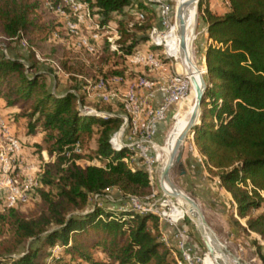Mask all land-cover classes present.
Wrapping results in <instances>:
<instances>
[{
	"label": "trees",
	"instance_id": "1",
	"mask_svg": "<svg viewBox=\"0 0 264 264\" xmlns=\"http://www.w3.org/2000/svg\"><path fill=\"white\" fill-rule=\"evenodd\" d=\"M49 1L56 5L60 0ZM86 1L99 23H116V48L85 51L94 56L89 61L78 52L72 63L61 61V69L74 85L57 92L52 63L43 64L32 53L27 61L0 50V115L11 125L13 120L24 122L27 137L40 133L41 141L34 142L37 150L55 157L45 165L31 198L39 200L37 211L24 214L18 205L5 208L1 200L0 264H41L38 254L56 242L63 248L61 254L86 264L172 262L171 248L160 238L156 215L99 206L98 200L109 189L124 197L149 194L147 170L136 165L131 170L122 152L111 150L109 139L120 126L119 114L102 118L80 111L84 94L79 92L87 85L85 77L96 81L109 72L121 81L129 78L125 69H109L118 63L112 57L125 64L136 49L143 48L157 12L147 9L143 0ZM227 2L221 14L204 0L199 4V23L205 31L206 88L202 120L193 141L205 158L207 172L229 193L237 215L246 217V227L235 224L264 241V211L250 212L264 201V0ZM124 7L144 12L145 24L124 27ZM44 8L45 0H0V36L23 39L29 45L53 37L59 31L44 21ZM17 140L21 150L28 149ZM89 142L93 143L91 158L103 165H81L75 159L67 162V151L75 144L86 149ZM254 244L264 263L260 245ZM93 250L102 257H95Z\"/></svg>",
	"mask_w": 264,
	"mask_h": 264
},
{
	"label": "rangeland",
	"instance_id": "2",
	"mask_svg": "<svg viewBox=\"0 0 264 264\" xmlns=\"http://www.w3.org/2000/svg\"><path fill=\"white\" fill-rule=\"evenodd\" d=\"M169 5V13L166 22L160 25L158 15L152 18V24H155L163 35L172 22L175 0H166ZM207 2L209 8L215 10V4L224 5V0H204ZM124 27H132L133 25H144L143 18L137 20L135 14L137 10H131L129 7H124ZM149 11H145V14ZM200 11L198 8L197 19L195 23V34L193 40V52H194V62L196 64L197 70L202 78L206 74L205 66V31L202 25L198 22ZM42 17L44 21L53 23L56 26V30L59 31L56 37H50L45 41H38L33 45H29L23 39H5L0 36V50L4 54H8L15 57H22L31 61L29 54H33V59L35 54L39 56L41 61L44 63H52L54 66V75L58 83L57 92L63 91L68 86L74 85V82L68 79V73L61 69V61H66L67 64L72 63V58L78 52L83 59L90 60L94 56L90 53H85V51L79 49L75 44V40L71 37L65 29L63 28L64 17L58 14L52 8L46 7L42 11ZM114 19H118L119 16H113ZM117 31V25L113 21L108 23ZM152 27V26H151ZM151 27L145 33L148 40V34ZM109 33L111 31L108 30ZM79 33L85 35L86 31L83 27L79 28ZM110 33V34H111ZM144 33V32H142ZM108 34V33H107ZM161 42V41H160ZM116 46V42H115ZM108 48L106 40L101 37V39L96 43L97 53L102 52L104 49ZM160 53L159 60L161 63L156 66H149L145 62L132 63L129 58H126L125 64H123L122 59L117 57H112V60H116L118 63L115 66H109V69H125L129 73V78L127 80L121 81L118 77L112 76L109 72L107 76L103 79V89H89L88 92L85 91V87L89 84L94 83V79H89L85 77L87 85L82 86V91L79 93L84 94L83 105L91 110L93 113H117L119 116L123 113V108L121 104V93L125 92L139 77L146 79H174L176 85L182 91L180 99H178V104L171 108V111L167 113L165 120L160 124L159 133L157 141L162 146L164 144L165 138L168 131L174 121L176 114L182 113L186 109L187 101L184 100L185 91L181 88L182 80L177 74L180 73L185 79L184 72L177 69L175 59L169 57L165 51L163 44L159 47ZM119 53V52H118ZM204 58V62H203ZM38 61V60H37ZM41 62V63H42ZM127 63V64H126ZM47 66V64H45ZM125 65V67L123 66ZM58 67V68H57ZM124 67V68H123ZM105 69V68H104ZM177 71V72H176ZM48 82H51V78H47ZM80 79V78H78ZM206 81V80H205ZM81 83V82H80ZM186 85V84H185ZM187 94L189 95V88H186ZM106 92L109 95L115 93L118 97L115 99H109L103 101L100 99V93ZM183 102L182 107L178 109L179 104ZM1 105V104H0ZM0 110L1 106H0ZM177 110V111H176ZM175 113L174 116H172ZM5 121V120H4ZM14 124L6 123L8 131L15 138H18L22 145H27L20 152V162L23 170H27V166L34 165L35 168L41 169L43 172L45 165L54 161V156L48 155L44 150L38 151L34 142L29 146L26 138V127L25 123L21 120H13ZM122 123V120H121ZM120 123V125H121ZM10 126V128L8 127ZM36 141H41V134L35 135ZM32 141V140H30ZM93 143L89 142V146L86 149H79L77 152L72 153L78 155L77 157H72L71 152L66 153L67 162L75 159L76 163L81 165L93 164L92 148ZM31 148L37 150L34 154ZM34 150V151H35ZM44 151V159L41 152ZM156 150L153 151V160L155 159ZM160 152L157 155V159L151 163L150 179L147 171L148 183H149V194L147 195H130L127 197L121 196L117 191L109 189L102 198L98 200L99 206L105 207L113 211H135L138 214L142 213H152L156 215L159 222L160 238L164 244L168 245L172 251V262L171 264H185L179 259V255L176 251L178 245V239L176 237L177 230H181L184 235L183 241L191 252L197 258L193 264H202L203 255L206 251L203 247L200 235L194 225V223L186 216L183 215L181 218H172L169 215L170 205L167 204V197L163 194L158 182L156 180V170L160 164L159 157ZM29 159V161H28ZM33 159V161H30ZM204 157L198 151L194 144L193 137L186 135L183 143L178 147L176 154L174 156L172 165L169 169V178L171 182L181 190V192L196 201L200 207L203 214L204 220L206 221L211 234L213 235L216 243L221 245L224 252L235 256L240 264H264L257 254L255 244L260 245L261 253L264 255V241L259 237V235L252 231H243L240 226L246 227V217H240L237 215L235 203L232 201L229 193L220 185V182L216 176L208 173L204 165ZM148 168V170H149ZM32 198V197H31ZM31 198L26 202L18 205V209L24 214H30L38 209L39 200H31ZM0 197V202H1ZM146 211H145V210ZM259 211H264V201L261 207L258 209L250 210L251 213L256 214ZM85 213L81 212V214ZM238 223L240 226H237ZM176 248V249H175ZM62 246L56 242L52 246H46L37 257V261L41 264H86L80 261L78 258H71L69 255H64L62 253ZM93 250V255L95 257L101 258L102 255ZM62 256V259L59 257ZM97 255V256H96Z\"/></svg>",
	"mask_w": 264,
	"mask_h": 264
},
{
	"label": "built area",
	"instance_id": "3",
	"mask_svg": "<svg viewBox=\"0 0 264 264\" xmlns=\"http://www.w3.org/2000/svg\"><path fill=\"white\" fill-rule=\"evenodd\" d=\"M143 1L147 9L157 12L159 24L163 25L169 13L167 1ZM225 3L228 6L227 0H225ZM45 5L64 17L63 28L67 34L74 38L75 44L79 49L87 52L95 51L96 43L101 37L106 40L109 49L116 48L117 32L110 24L99 23L95 19L86 0H60L56 5H52L49 0H45ZM64 6L67 10L63 8ZM143 14L144 12L142 11H136L135 18L137 20L142 19ZM80 27L85 29V35L79 33ZM158 27L153 25L143 48L136 49L130 55L129 60L132 63L145 62L149 66L156 67L161 63L159 60L161 35ZM110 29L112 31V33L110 32L111 34L108 31ZM57 35L56 32L53 33V37ZM150 46L157 47L158 50H151L149 49ZM35 58L41 61L36 54ZM89 89L102 90V79H98L85 87L86 92ZM181 95L182 91L176 85L174 79H146L143 77H139L136 81L133 80L132 85L121 93L123 113L120 118L122 123L111 134L109 145L114 152H122L121 158L131 170L136 165L148 171L149 166L153 162V151L157 148V135L160 124L165 120L168 109L178 104V99H180ZM116 97L118 96L115 93L111 95L103 91L100 93V99L103 101L115 99ZM80 111L83 114H92L102 118H106L109 115V113H93L84 105L80 106ZM71 151H79L78 145L75 144ZM20 152L21 146L17 138L9 133L6 122L0 115V197L5 208L26 203L39 187L41 169L30 165L24 171L19 159ZM41 155L44 159L45 152L42 151ZM93 161L95 162L93 164L103 165L102 162L96 159H93ZM177 231L178 245L177 249H175L179 259L185 264H193L197 258H195L190 248L184 244V235L181 230L178 229ZM178 264H180V261H178Z\"/></svg>",
	"mask_w": 264,
	"mask_h": 264
},
{
	"label": "bare ground",
	"instance_id": "4",
	"mask_svg": "<svg viewBox=\"0 0 264 264\" xmlns=\"http://www.w3.org/2000/svg\"><path fill=\"white\" fill-rule=\"evenodd\" d=\"M172 22L169 23L167 31L161 35L160 40L163 44L165 53L175 59L177 69L184 72L185 79L178 73L182 80L181 88L185 91L183 102L187 101V107L182 113L172 115L174 121L168 131L164 144L161 146L158 142L155 154V161L160 152L159 166L156 170V180L163 194L168 198L167 204L170 205L169 215L172 218L182 217L186 215L195 225L199 235L215 250V255L206 252L203 255L202 264H240L238 259L224 252L221 245H218L211 234V231L204 220L203 214L196 201L185 196L167 175L161 178V171L168 162H173L178 147L181 144L183 135L188 127L191 115L195 106L197 90L204 87L203 78L200 76L196 64L194 62L193 40L195 34L196 23V3L193 0H175L174 13ZM205 71V69H204ZM186 84V85H185ZM189 95L186 97L187 89ZM183 102L178 106L179 110ZM176 110V111H177ZM198 118L196 120V123ZM151 167L148 170L150 179ZM176 192L180 199H173L172 192Z\"/></svg>",
	"mask_w": 264,
	"mask_h": 264
},
{
	"label": "water",
	"instance_id": "5",
	"mask_svg": "<svg viewBox=\"0 0 264 264\" xmlns=\"http://www.w3.org/2000/svg\"><path fill=\"white\" fill-rule=\"evenodd\" d=\"M193 1H195V3H196V11L198 13L200 0H193ZM196 19H197V16H196ZM198 22H199V19H198ZM205 88H206V81H204V87L202 89L198 88V90H197V97H196L195 106H194V109H193V112H192L191 119H190V122L188 124V127H187V129H186V131H185V133L183 135L181 144L183 143L184 138L186 137V135L190 134L193 137L195 129L197 127H199L200 124H201V120H202V103H203V97H204ZM199 113H201L200 114V119H199V122L196 123V120L199 117ZM171 165H172V162H168L163 167V169L161 171V178H163V177H165L167 175ZM171 197L173 199H180V197L178 196V194L175 191L171 193ZM200 238H201V241H202V244H203V247H204L205 251L210 253V254H212V255H215V250L201 237V235H200Z\"/></svg>",
	"mask_w": 264,
	"mask_h": 264
},
{
	"label": "crops",
	"instance_id": "6",
	"mask_svg": "<svg viewBox=\"0 0 264 264\" xmlns=\"http://www.w3.org/2000/svg\"><path fill=\"white\" fill-rule=\"evenodd\" d=\"M224 5H225V6L223 7V5H217V4H215V10H214V9H211V7H210V9H211L212 11L216 12V13L221 14V13L225 12V10L227 9V5H226V3H225V0H224ZM0 102H1V101H0ZM170 111H171V108L168 109L167 113H169ZM26 140H27L28 142H38V141H36L35 136H33V137H27ZM30 140H32V141H30ZM28 161H29V159H28ZM30 161H33V159H30Z\"/></svg>",
	"mask_w": 264,
	"mask_h": 264
}]
</instances>
